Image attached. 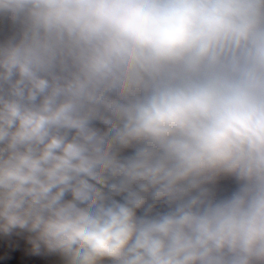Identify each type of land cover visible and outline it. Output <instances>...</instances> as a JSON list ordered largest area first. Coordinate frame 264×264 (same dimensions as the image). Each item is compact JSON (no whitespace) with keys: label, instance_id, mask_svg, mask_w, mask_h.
Segmentation results:
<instances>
[{"label":"clouds","instance_id":"clouds-1","mask_svg":"<svg viewBox=\"0 0 264 264\" xmlns=\"http://www.w3.org/2000/svg\"><path fill=\"white\" fill-rule=\"evenodd\" d=\"M0 238L264 264V0H0Z\"/></svg>","mask_w":264,"mask_h":264},{"label":"crops","instance_id":"crops-1","mask_svg":"<svg viewBox=\"0 0 264 264\" xmlns=\"http://www.w3.org/2000/svg\"><path fill=\"white\" fill-rule=\"evenodd\" d=\"M5 239L7 246L0 245V260L12 261L13 264H34L36 258L25 247L26 241L15 238Z\"/></svg>","mask_w":264,"mask_h":264}]
</instances>
